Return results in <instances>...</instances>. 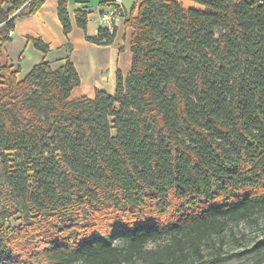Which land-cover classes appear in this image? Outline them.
<instances>
[{"label":"trees","instance_id":"16d2710c","mask_svg":"<svg viewBox=\"0 0 264 264\" xmlns=\"http://www.w3.org/2000/svg\"><path fill=\"white\" fill-rule=\"evenodd\" d=\"M43 1L0 0V48ZM191 1L133 6L113 94L72 98L70 61L0 66V264H198L229 221L264 210V0ZM76 21L86 31L88 12Z\"/></svg>","mask_w":264,"mask_h":264},{"label":"crops","instance_id":"0c3cea01","mask_svg":"<svg viewBox=\"0 0 264 264\" xmlns=\"http://www.w3.org/2000/svg\"><path fill=\"white\" fill-rule=\"evenodd\" d=\"M142 1L69 0L68 11L73 29L66 34L58 15V0H44L35 14L16 21L11 40L0 48V66H10L12 70L19 68L18 77H23L42 61L50 62L54 67L70 61L81 79L80 85L72 91V98H93L97 89L113 94L118 71L127 77L131 70L133 28L126 25V20L134 5H137V13ZM180 1L186 7H201L191 0ZM119 7L120 11L116 10ZM78 10L88 12L86 31L77 25ZM113 10H116L113 21L104 22L102 16ZM110 26L116 30L111 43L97 44L87 39V35L97 36L101 28L109 29ZM29 37L43 39L49 45V51L38 50Z\"/></svg>","mask_w":264,"mask_h":264},{"label":"rangeland","instance_id":"374dc122","mask_svg":"<svg viewBox=\"0 0 264 264\" xmlns=\"http://www.w3.org/2000/svg\"><path fill=\"white\" fill-rule=\"evenodd\" d=\"M19 224L18 219L11 220ZM170 238L150 241L148 248L165 244ZM116 243L123 245L119 239ZM205 262L198 264H256L264 260V210L255 212L250 218L229 221L224 232L204 247ZM139 263V262H137Z\"/></svg>","mask_w":264,"mask_h":264},{"label":"built area","instance_id":"2783aa9c","mask_svg":"<svg viewBox=\"0 0 264 264\" xmlns=\"http://www.w3.org/2000/svg\"><path fill=\"white\" fill-rule=\"evenodd\" d=\"M117 1H118V0H117ZM120 8H121V7H119V8L116 9V10H119V11H120ZM116 10H113V11H111L110 13H106V14H104V15L102 16V20H103L104 22L111 23V22L113 21V19H114V13L116 12ZM121 12H123V8L121 9ZM109 30H110V31H113L114 29H113L112 26H110ZM12 34H13V31L10 32V35H12Z\"/></svg>","mask_w":264,"mask_h":264}]
</instances>
